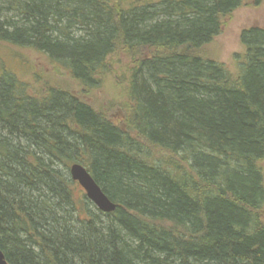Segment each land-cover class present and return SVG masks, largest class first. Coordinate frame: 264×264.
I'll return each mask as SVG.
<instances>
[{
	"label": "trees",
	"instance_id": "1",
	"mask_svg": "<svg viewBox=\"0 0 264 264\" xmlns=\"http://www.w3.org/2000/svg\"><path fill=\"white\" fill-rule=\"evenodd\" d=\"M245 1L0 0L1 41L82 89L116 75L124 116L0 72L7 264H264V29L242 32L232 68L199 52ZM73 163L113 211L86 198Z\"/></svg>",
	"mask_w": 264,
	"mask_h": 264
},
{
	"label": "rangeland",
	"instance_id": "2",
	"mask_svg": "<svg viewBox=\"0 0 264 264\" xmlns=\"http://www.w3.org/2000/svg\"><path fill=\"white\" fill-rule=\"evenodd\" d=\"M142 1L144 0H135L137 3ZM252 27L264 29V0L243 2L223 19L220 32L199 52L232 68L236 64V58L244 52L241 34L244 30ZM245 37V39L253 41L251 34ZM4 68L18 78L26 80L27 84H30L28 87L30 89L45 84L68 90L95 109L103 111L102 113L113 123L121 127L124 126V116L119 106L120 100L116 99L119 96L114 88L117 86L116 75L106 72V76L98 87L82 89L65 69L50 64L44 54L29 48H17L0 40V72ZM120 68L123 66H119L118 69ZM41 88L44 90L46 87L42 86ZM156 154L171 155L161 149ZM260 213L264 222V208Z\"/></svg>",
	"mask_w": 264,
	"mask_h": 264
},
{
	"label": "water",
	"instance_id": "3",
	"mask_svg": "<svg viewBox=\"0 0 264 264\" xmlns=\"http://www.w3.org/2000/svg\"><path fill=\"white\" fill-rule=\"evenodd\" d=\"M69 175L73 181H76L83 189L85 196L100 211L111 212L116 205L108 199L101 188L93 180L87 170L79 163H73L69 166ZM0 264H7L2 251L0 250Z\"/></svg>",
	"mask_w": 264,
	"mask_h": 264
}]
</instances>
